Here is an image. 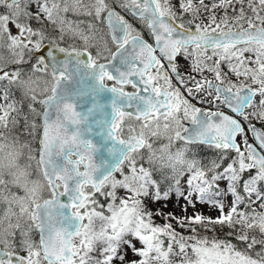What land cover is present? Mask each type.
<instances>
[{
	"label": "snow or ice",
	"instance_id": "snow-or-ice-1",
	"mask_svg": "<svg viewBox=\"0 0 264 264\" xmlns=\"http://www.w3.org/2000/svg\"><path fill=\"white\" fill-rule=\"evenodd\" d=\"M0 264H264V0H0Z\"/></svg>",
	"mask_w": 264,
	"mask_h": 264
},
{
	"label": "rangeland",
	"instance_id": "rangeland-1",
	"mask_svg": "<svg viewBox=\"0 0 264 264\" xmlns=\"http://www.w3.org/2000/svg\"><path fill=\"white\" fill-rule=\"evenodd\" d=\"M170 207H174V204L173 205H171ZM205 212H207L208 211V209H203Z\"/></svg>",
	"mask_w": 264,
	"mask_h": 264
}]
</instances>
